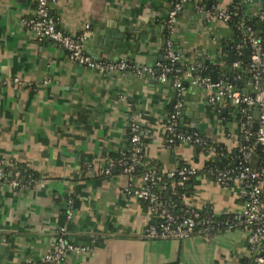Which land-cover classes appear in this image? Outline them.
Segmentation results:
<instances>
[{
  "label": "crops",
  "instance_id": "1",
  "mask_svg": "<svg viewBox=\"0 0 264 264\" xmlns=\"http://www.w3.org/2000/svg\"><path fill=\"white\" fill-rule=\"evenodd\" d=\"M169 1L55 0L49 6L59 31L85 33L82 48L87 56L112 63L125 60L133 68L152 69L149 76L132 70L100 75L69 61L57 45L35 41L23 27L35 0H0V161L23 165L36 176L30 186L17 189L8 185V178L0 182V264H42L58 228L85 252L68 253L55 264L252 261L243 229L216 233L210 241L199 236L180 241L141 239L153 217L143 204L122 193L123 177L101 174L112 156L125 151L133 120L139 125L146 160L154 161L162 172L175 170L180 163L198 171L189 200L192 208L207 205L217 216L240 205L238 187H221L200 173V157L193 146L164 147L162 126L173 92L157 81L155 65L162 59V21ZM232 1L182 3L172 47L180 65L192 68L193 76L207 70V77L213 72L216 80L240 82L239 91L251 95L247 73L231 65L230 33L213 15ZM240 1L250 12L255 8L248 0ZM111 34L122 38V54L108 42ZM181 99L182 126L211 143L233 146L239 123L231 107L210 108L201 88L190 80L183 83ZM252 117L255 121L253 112Z\"/></svg>",
  "mask_w": 264,
  "mask_h": 264
},
{
  "label": "built area",
  "instance_id": "2",
  "mask_svg": "<svg viewBox=\"0 0 264 264\" xmlns=\"http://www.w3.org/2000/svg\"><path fill=\"white\" fill-rule=\"evenodd\" d=\"M55 0H35L31 16L22 21L23 27L31 34L35 41L47 40L57 45L67 56L68 60L97 74H124L132 70L136 75L147 74L151 76L153 70L145 67L133 68L125 60L107 62L94 60L83 52L82 45L85 41V33L68 35L55 27L49 6ZM187 0H170L169 8L162 21L165 37L162 43V60L155 65L158 71L157 81L169 85L173 92V100L169 105L162 132L165 135V148L170 149L178 145H191L198 148V157L201 165L208 162H220L223 159L222 149L225 154H231L232 166L226 165L203 174L207 179L221 187L236 186L239 189L240 205L232 213L214 215L210 213L205 219L196 222L197 214L207 205L198 208L190 206L189 198L183 199V215L176 216L174 206L161 200L152 191L155 176L153 173H145L135 177L132 172L142 158L143 149L139 137V125L130 121L127 129L126 143L131 151L126 158L117 162L121 167L118 176L125 179L122 193L145 204L153 217L147 227L142 231L140 238L143 240H183L191 236H199L204 241H210L211 237L219 232L243 229L247 231L248 250L254 255L250 264H264V36L259 37L255 31L245 28L243 38L233 42L232 51L234 60L233 69H243L247 73V81L252 89V95L243 94L232 84L224 79H218L211 83L208 77L192 75V68L180 69L179 57L172 47L171 36L177 23V16L182 3ZM259 0H248V3L256 5ZM264 2V0H260ZM256 13L258 23H261L262 35L264 33V12ZM221 22L225 23L228 16L224 11L213 13ZM249 52V61L242 67L243 50ZM241 78L237 76V80ZM190 80L192 85L199 86L202 90L205 103L212 109L220 105H228L242 118L239 123V133L232 147L222 143H211L197 132L188 130L180 123L182 111L183 83ZM17 83V79H13ZM43 84L46 81L42 82ZM256 111L254 121L252 112ZM253 123L257 124L255 131ZM123 154V153H122ZM121 155V154H120ZM11 164L0 161V182L6 181L5 168ZM113 161H108L101 171L102 175L110 176ZM201 167V170H202ZM201 172V171H200ZM165 177H176L181 184L186 177L195 175L198 171L184 166L175 170L163 172ZM18 173H14V178ZM156 181V179H155ZM8 185L12 189L21 187L20 182L11 179ZM210 210V209H209ZM190 213V214H189ZM85 252V248L70 243L64 234L63 228H58L53 248L41 258L42 264H55L61 261L68 253L79 254Z\"/></svg>",
  "mask_w": 264,
  "mask_h": 264
},
{
  "label": "trees",
  "instance_id": "3",
  "mask_svg": "<svg viewBox=\"0 0 264 264\" xmlns=\"http://www.w3.org/2000/svg\"><path fill=\"white\" fill-rule=\"evenodd\" d=\"M224 12L228 16V19L224 24L226 25L231 37V42L228 43L229 45L228 47L232 49L233 42L240 41L243 38V31L245 30V28H249L252 31L256 30L258 20L257 17L255 16L256 15L255 12H257V14L264 12V2L259 0L258 3H256L255 8L252 10V12H250V10L247 9L246 5L242 1L233 0L232 3L225 8ZM262 36H263L262 34L259 35V37L261 38ZM164 37H165V33H163V38ZM161 62H163L162 59ZM243 62L244 60L242 61V67L245 66ZM176 67H179L180 69L185 68V66L183 65H176ZM207 74H208L207 70L206 71L204 70L198 75V77H207ZM239 75L241 76V74ZM228 82L235 84L234 81L231 80ZM233 117L238 123L242 122V118L238 113L234 112ZM190 131L196 132L195 129L193 130L190 129ZM140 141L142 144L141 138ZM142 149H143V145H142ZM195 149L197 153L199 149L198 148ZM216 149H222L221 153L223 154V159L218 163H216L215 161L205 163L200 173L208 174L210 171L214 169H218L226 165L232 166L233 161L231 159V154H225L221 146H217ZM130 151H131L130 146L126 144V148L123 154L112 156L113 165L110 169V175H118L121 172V167L118 166L117 162L122 158H126L129 155ZM184 166L186 165L180 163L177 169ZM15 172L18 173L17 178H14ZM145 173H153L155 176L156 181L154 179V183L151 186L152 191L156 193L161 200H166L174 206L173 211L175 212L176 216L179 217L182 216L184 211L183 199L192 196L194 179L198 173L186 177V179L183 182H181V184H178L176 177L172 179L166 178L165 174L161 171V169L154 161H148L143 156L138 160V165L135 166L132 175L138 177ZM5 177L8 178V180L14 179L20 182L21 186L24 185L30 186L33 183V181L36 179L35 174L30 169L20 164H11L9 167H6ZM139 203L145 206L144 203L142 202ZM195 213L197 214V219H195V221L200 222L201 220L205 219L208 215H210L211 212L209 209H204L201 212H195ZM240 264H246V260H241Z\"/></svg>",
  "mask_w": 264,
  "mask_h": 264
},
{
  "label": "water",
  "instance_id": "4",
  "mask_svg": "<svg viewBox=\"0 0 264 264\" xmlns=\"http://www.w3.org/2000/svg\"><path fill=\"white\" fill-rule=\"evenodd\" d=\"M262 28H263L262 24L261 23H257V31H256L255 34H257V32L262 31ZM121 39H122L121 37H117V36H114V34H111L110 35V40H108V42H110V44H111V46L113 48V51L116 52V53H119V54L123 53V50L120 48ZM227 59H228V61L230 63L232 62L233 59H232V53L231 52L227 53ZM243 60H244L245 63H248V61H249V52H248L247 49L243 50ZM155 74L158 75V71H156ZM208 78H209L211 83H214L216 81L215 74L213 72L209 73ZM235 87H236L237 90H239L241 88V83L237 82L235 84ZM246 93L247 92L245 91L243 94H246ZM253 116H256V111H253ZM256 128H257V124L253 123L252 130L255 131Z\"/></svg>",
  "mask_w": 264,
  "mask_h": 264
}]
</instances>
